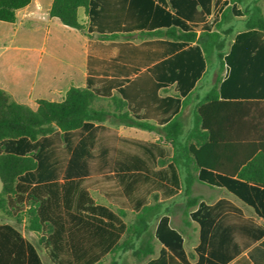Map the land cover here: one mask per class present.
<instances>
[{
    "label": "crops",
    "instance_id": "0c3cea01",
    "mask_svg": "<svg viewBox=\"0 0 264 264\" xmlns=\"http://www.w3.org/2000/svg\"><path fill=\"white\" fill-rule=\"evenodd\" d=\"M108 1L117 5V9L106 12L102 24H91L86 9H78V19L84 30L66 26L52 17L53 0H30L24 7L11 8L10 11L15 13L13 22L3 19L7 13L5 6L4 16L0 18V88L16 102L35 110L40 100L61 102L71 87H86L89 74L128 80V83L148 67L179 52L169 48L170 40L142 41L138 36L144 30L173 25L176 13L169 0H147L145 4L142 0ZM1 3L10 5L12 0H0ZM231 4L232 0H211L209 12H203L204 21L196 23L194 29L200 33L204 25L214 26ZM254 5L261 8L264 16V0H238L232 6L238 15L232 16L222 26V30L228 32L225 71L220 85L223 99H264V31L247 29V17L244 15V11ZM210 15L217 16L213 23L208 21ZM112 16L120 19L119 28L129 27L132 31L118 32L120 36L115 40L101 39L103 34L98 30L110 27ZM20 20L32 31L22 35L25 45L8 46L6 41L14 36ZM184 21L188 25L193 24ZM35 30H38L37 35L33 32ZM190 46L194 44L180 50ZM142 47L151 57L149 63L141 64L140 56L136 59L132 56V48L142 50ZM113 61L128 69L129 75L111 70ZM15 62L20 63V71L16 69ZM208 66L193 88L179 87L174 82L163 84L157 96L164 100V104L160 106L159 114L149 122L162 128L180 115L184 138L192 126L195 107L214 87L216 70L209 76V88L202 90ZM249 77L254 82L258 79L260 86L246 89L241 80ZM115 93L113 90L112 94ZM106 121L95 123L93 133L87 136H91V141L99 143L103 149L107 145L112 146L111 168L101 177L77 181L70 206L63 209L65 221L69 222L67 244L77 262L90 264L102 253L105 254L104 261L111 248L125 239L128 213L134 216L135 221L137 212L144 205L160 204L162 214L149 224L154 236V253L140 264H264L262 188L236 176L200 170L197 173L200 181H196L192 189L198 202L189 212L187 220L190 225L186 226L178 208L184 202V174L172 162L160 163L173 156L172 146L161 142L162 134L159 132L114 124L111 119ZM128 162L137 166L121 168ZM93 179H98L95 184L87 182ZM60 182L64 183L62 179ZM95 191L104 197L106 203L97 202ZM79 200H93L108 213L79 210ZM31 232L41 238L46 235ZM23 238L34 246L45 264L37 246L24 235ZM40 243L48 251L50 264H54L50 248L45 242Z\"/></svg>",
    "mask_w": 264,
    "mask_h": 264
},
{
    "label": "trees",
    "instance_id": "16d2710c",
    "mask_svg": "<svg viewBox=\"0 0 264 264\" xmlns=\"http://www.w3.org/2000/svg\"><path fill=\"white\" fill-rule=\"evenodd\" d=\"M29 1L1 3L0 18L7 6L3 19L13 22L15 13L10 9L24 7ZM237 1L232 0L230 8L223 11L214 26L204 25L198 33L194 26L204 21L203 12H209L211 0H169L176 13L173 25L144 30L138 36L142 41L170 40L169 48L179 52L148 67L128 83V80L89 74L86 87H71L61 102L40 100L35 110L16 102L0 88V211H7L18 224L26 221L29 230L46 234L41 241L50 248L54 264H80L69 250V222L63 215V209L68 208L73 199L76 182L101 177L111 168L112 146L103 149L87 136L93 133L95 123L111 119L114 124L162 134L161 142L172 146L173 156L160 163L172 162L184 174V202L178 208L186 226L190 225L189 212L198 202L192 189L193 184L200 181L197 175L200 170L236 176L264 190V99L231 100L220 96L228 34L222 26L238 15L232 10ZM145 2L147 0H142V4ZM79 8H85L91 24L98 25L105 21L104 14L117 9V5L108 0H53L50 15L66 26L84 30L78 19ZM244 15L247 29L264 31V16L259 6L246 9ZM112 20L110 27L98 30L103 34L101 39L115 40L120 36L118 32L132 31L129 27L119 28L118 17L112 16ZM184 20L193 24L188 25ZM191 44L194 46L180 50ZM132 50L133 58L141 57V64L151 61L144 47ZM212 58L219 63L214 87L195 107L192 126L186 136L182 138L180 115L162 128L151 124L149 119L157 116L164 104L157 96L161 86L174 82L179 87L193 88ZM115 63L113 61L111 70L129 75L128 69ZM113 90L117 93L112 94ZM98 127L104 129L101 125ZM135 166L128 162L121 168ZM77 209L94 214L108 213L93 200H79ZM161 214L160 204L140 208L135 221L126 227L125 239L111 248V264H119L116 256L120 252L131 251L137 263L151 256L154 236L149 224ZM104 255H97L90 264H104ZM0 264L43 262L34 246L25 241L14 225L0 223Z\"/></svg>",
    "mask_w": 264,
    "mask_h": 264
},
{
    "label": "rangeland",
    "instance_id": "374dc122",
    "mask_svg": "<svg viewBox=\"0 0 264 264\" xmlns=\"http://www.w3.org/2000/svg\"><path fill=\"white\" fill-rule=\"evenodd\" d=\"M81 17L83 16V10L81 11ZM28 31H32L30 28H28V26H26L24 24V22H22L21 20L19 21V27L15 30V33H14V36L12 38H8L7 39V45L8 46H12V47H21L23 45H25V43L23 42L22 40V35L25 34L26 32ZM35 32V34L37 35L38 34V30H35L33 31ZM121 39H126L125 38H121ZM28 45V44H27ZM17 63V66L16 69H18L19 71L21 70V66H20V63L19 62H15ZM214 70H216L215 72H217L219 70V63L215 60V58H212L210 63H209V66H208V73L206 75V78H205V81H204V85H203V91H206L207 88H209V76L212 75V73L214 72ZM224 71H225V68H224ZM224 71L222 73V76H224ZM264 71H262L263 73ZM241 83H243L244 87L246 89L250 88V87H254V88H257L260 86V81L257 79V82H254L250 77L249 78H243L241 80ZM106 124H109V121H106ZM94 181H87V182H91V183H96L97 180L96 179H93ZM2 190V184H1V181H0V192ZM94 196L95 198L97 199V202L99 203H106V200L104 199V197L98 192V191H95L94 192ZM134 221V216L132 214H129L127 215L126 217V225H130L132 222ZM0 223H10V224H13L15 225L22 233L23 235L29 240L31 241L32 243H34L45 264H50V260H49V257H48V251L44 248V246L40 243L41 241V237L32 233L30 230H28V224L27 222L25 221L24 223H21V224H18L14 219H12L10 217V214L7 212V211H0ZM111 259H112V256H111V253L104 259V264H111ZM116 260L117 262H119V264H123V263H126V264H140V263H137L135 261V258L132 256V253L131 251H127V252H120L117 256H116Z\"/></svg>",
    "mask_w": 264,
    "mask_h": 264
},
{
    "label": "built area",
    "instance_id": "2783aa9c",
    "mask_svg": "<svg viewBox=\"0 0 264 264\" xmlns=\"http://www.w3.org/2000/svg\"><path fill=\"white\" fill-rule=\"evenodd\" d=\"M216 18H217V16H215V15H210V16L208 17V21L211 22V23H213V22L216 20Z\"/></svg>",
    "mask_w": 264,
    "mask_h": 264
}]
</instances>
